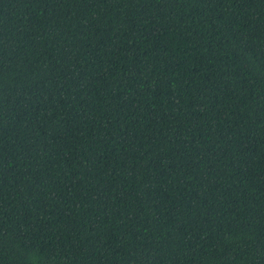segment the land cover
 Wrapping results in <instances>:
<instances>
[{
  "label": "trees",
  "instance_id": "16d2710c",
  "mask_svg": "<svg viewBox=\"0 0 264 264\" xmlns=\"http://www.w3.org/2000/svg\"><path fill=\"white\" fill-rule=\"evenodd\" d=\"M0 264H264V0H0Z\"/></svg>",
  "mask_w": 264,
  "mask_h": 264
}]
</instances>
